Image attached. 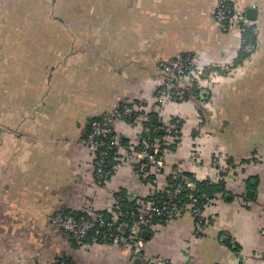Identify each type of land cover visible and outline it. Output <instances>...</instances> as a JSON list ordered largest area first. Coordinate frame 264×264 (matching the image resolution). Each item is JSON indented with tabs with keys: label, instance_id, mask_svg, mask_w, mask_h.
<instances>
[{
	"label": "crops",
	"instance_id": "1",
	"mask_svg": "<svg viewBox=\"0 0 264 264\" xmlns=\"http://www.w3.org/2000/svg\"><path fill=\"white\" fill-rule=\"evenodd\" d=\"M219 1L0 0V264H51L62 255L75 264H264V0H234L241 13L253 10L254 52L231 73L203 79L200 98L164 112L163 121H182L185 151H171V168L224 178L228 195L215 193L221 201L207 208L203 236H193L189 213L154 221L134 257L107 239L75 245L51 222L61 208L149 194L140 163L121 150L99 184L81 138L90 119L152 102L161 60L191 53L233 63L240 30L215 19ZM146 123L115 119L111 128L127 144L148 136ZM196 142L199 163L186 151ZM247 179L256 186L246 188Z\"/></svg>",
	"mask_w": 264,
	"mask_h": 264
},
{
	"label": "built area",
	"instance_id": "2",
	"mask_svg": "<svg viewBox=\"0 0 264 264\" xmlns=\"http://www.w3.org/2000/svg\"><path fill=\"white\" fill-rule=\"evenodd\" d=\"M214 17L220 23L236 25L241 37L247 28L252 34H256L255 26L245 14L239 11L234 0H220L215 7ZM241 43H243L245 53L254 52L255 44L246 43L244 38H241ZM158 66L160 78L152 102L122 103L90 119L87 130L80 141L94 156V173L99 184H105L111 175L113 167L109 162L110 157H115L121 150L126 153V157L130 155L131 158L142 163L138 168L137 176L149 187L150 192L144 197L130 198L135 206L123 215H121L122 212L114 210L118 203V195L103 205V208L93 209L90 205L78 215L70 214L64 209L57 211L51 217L52 224L78 245H83L89 237L97 240L102 236L103 239L122 244L134 257H139L143 252L145 239H147L145 230L154 222V218L159 221H170L185 213H189L194 219L193 236L201 238L210 222L207 208L221 201L218 195L208 196L196 190L195 180H202L197 173L192 172L193 176H183L177 168H171L169 157L172 150L163 149L161 140L163 137H155L151 141H148L147 137H139L125 144L121 141L120 135L112 130L111 123L115 119H135L140 116L142 121H148L152 117L155 122H161L158 128L167 137L181 135V119L174 115L172 120L165 122L163 117H165L164 112L167 107L174 109L176 105L186 102L187 97L191 98L192 95L188 94L187 79L195 75L193 84L201 89L203 79L208 81L215 75L231 73L236 66L233 63H203L196 55L190 54L161 60ZM197 163H199L198 158ZM144 165L146 169L141 170V166ZM170 178L171 180L178 179L177 183L170 185ZM161 179H165L163 186L159 185ZM223 179V176L219 177L220 181ZM161 191L167 193L168 200L156 201L154 199L153 196ZM187 191L191 193L186 195L187 200L185 201L182 195ZM107 213L110 214L108 218ZM125 215L130 219L129 224L121 221ZM105 229L108 233L104 231ZM261 232L264 235V226ZM149 261L156 264L165 262L160 258H150ZM60 264L72 263L61 261Z\"/></svg>",
	"mask_w": 264,
	"mask_h": 264
},
{
	"label": "trees",
	"instance_id": "3",
	"mask_svg": "<svg viewBox=\"0 0 264 264\" xmlns=\"http://www.w3.org/2000/svg\"><path fill=\"white\" fill-rule=\"evenodd\" d=\"M240 36H241V33H240ZM241 38H244L246 43H250L251 42V43L256 45L255 35L252 34V32H251V30L249 28H247L246 30L243 31ZM185 54L195 55V54H191V53H185ZM185 54H181V55H185ZM250 55L251 54L245 53V51L243 50V43H240L238 56L235 59V61L233 62V64L234 65L240 64L244 59L248 58ZM194 76L191 75L186 81V83H187V85L189 87L188 94L192 95V97H196L197 96L198 98H200L201 97L200 93L198 92V89H197L196 85L193 84ZM214 77H216V75ZM211 78H213V77H210L208 79V81ZM187 99L188 100L189 99L192 100L190 97L189 98L187 97ZM196 109H197V114H198V116L200 118V116L202 115V107L196 106ZM146 125L149 127V131H150V133L147 136V138L149 139L148 141H151L155 137H159V138L163 137V138H161L162 143H163V149L167 148V149H171L172 151H175V150H178V149H182L183 150V148H185V146L182 145L181 135L167 137L166 134L163 131L159 130L158 127L161 125V122L160 123L155 122L152 119V117H151L150 119H148ZM198 125H199V127H201L200 123H198ZM121 141H123L122 138H121ZM198 144L199 143L196 142V143H193V145H190V146L186 147V149H187L186 151H187V153H189V157H191L193 160L197 159V156H198L197 154L199 153V145ZM183 151H185V150H183ZM141 164L142 163L139 164V168H140ZM145 169H146V165H144L143 167L141 166V170H145ZM137 170H139V169L136 168L135 171H137ZM181 174L183 176H193L192 172L184 171V172H181ZM169 180H170L169 181L170 185H174L178 181V179L177 180H175V179L171 180V178ZM195 184H196V190L199 191V193H204V194H206L208 196L215 195V193L216 194L217 193H221L222 195L224 194V196L228 195V191L225 188L226 187L225 186V182H223V181L219 180L217 182H213V181H211L209 179H203V180H195ZM245 186H246V188L247 187L254 188L256 186V182H253L250 179H247L245 181ZM188 193L190 194L191 192L187 191V192H185L182 195V199L183 200H185V201L187 200L186 195H188ZM117 194H118V199H117L118 203L114 207L115 212H122L121 215H123V214H126L129 210L134 208V206H135L134 205V201L130 200L124 191L119 192ZM153 197H154V199L156 201L168 200L166 198L167 197V193L166 192H162V191L161 192H157ZM246 197H248L247 194H246ZM62 209H64V208H61L60 210H62ZM64 210H66L67 212H69L70 214H73V215H78L80 213V212L70 211V210H67V209H64ZM108 216H110L109 213H107L106 217L108 218ZM154 219H155L154 221H159V219H156V218H154ZM129 220L130 219H129V217L127 215H125V216H123L121 218V221L125 222L126 224H129ZM104 231L106 233H108L107 229H105ZM87 240H90V237ZM101 240H103V237L102 236L98 237L97 241H101ZM73 243L75 245H78L75 241H73ZM61 261H68V262H70L72 264H75L69 257L64 256V255L57 257L51 264H60Z\"/></svg>",
	"mask_w": 264,
	"mask_h": 264
},
{
	"label": "water",
	"instance_id": "4",
	"mask_svg": "<svg viewBox=\"0 0 264 264\" xmlns=\"http://www.w3.org/2000/svg\"><path fill=\"white\" fill-rule=\"evenodd\" d=\"M247 13H248V15H246L247 16V18H249L250 20H251V18L253 17V10H247ZM251 13H252V15H251Z\"/></svg>",
	"mask_w": 264,
	"mask_h": 264
},
{
	"label": "rangeland",
	"instance_id": "5",
	"mask_svg": "<svg viewBox=\"0 0 264 264\" xmlns=\"http://www.w3.org/2000/svg\"><path fill=\"white\" fill-rule=\"evenodd\" d=\"M247 198H248V197H247ZM252 200H255V199H252ZM243 204H245V205H246V199L244 200Z\"/></svg>",
	"mask_w": 264,
	"mask_h": 264
}]
</instances>
